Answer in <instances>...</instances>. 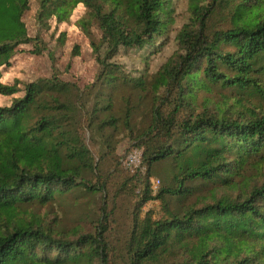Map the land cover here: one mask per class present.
<instances>
[{"label": "trees", "instance_id": "1", "mask_svg": "<svg viewBox=\"0 0 264 264\" xmlns=\"http://www.w3.org/2000/svg\"><path fill=\"white\" fill-rule=\"evenodd\" d=\"M38 1L42 23L51 17L66 20L78 3L87 7L101 30L93 46L100 65L96 79L108 83L133 80L108 60L121 48L155 47L173 3ZM28 3L0 0V67L20 44L36 43L22 19ZM189 9V22L177 35L180 51L158 71L150 89L143 78L136 82L151 91L152 104L147 126L131 136L127 151L142 150L146 175L120 245L111 239L117 219L108 206L136 174L126 168L130 180L113 193L105 177L90 183L86 174L95 169L94 158L84 140L86 130L115 126L116 120L97 121V113L77 106L79 90L54 69L50 78L26 84L24 95L10 105H0V264H264V174L247 182L244 173L246 166L264 167V111L247 105L243 96L235 103L196 102L199 91L214 85L264 95V0H192ZM214 18L219 25L211 24ZM18 90L0 82L3 95ZM164 161L170 165L153 195L149 177ZM77 189L103 195L93 232L70 236L27 210ZM201 192L210 200L170 204V198L182 202ZM151 199L162 206L157 219L141 210Z\"/></svg>", "mask_w": 264, "mask_h": 264}, {"label": "rangeland", "instance_id": "2", "mask_svg": "<svg viewBox=\"0 0 264 264\" xmlns=\"http://www.w3.org/2000/svg\"><path fill=\"white\" fill-rule=\"evenodd\" d=\"M192 0H172V11L166 22V31L155 39V47L147 44L144 48H121L113 59L108 60L117 64L131 82L121 80L108 83L96 79L100 65L96 59L94 44L101 39L98 23L90 16L87 7L78 3L69 17L57 22L54 17L42 23L37 19L38 0H29L28 8L22 19L27 33L36 38V43L20 44L7 65L0 67V82L7 85L16 84L18 91L11 95L0 93V105L8 106L16 97L24 95L25 85L39 79L50 78L53 69L62 81L72 84L79 90L76 101L87 114L97 113V121H107L114 118L116 125L106 124L101 130L93 126V130L85 131V144L93 154L95 169L88 171L86 178L93 183L105 177L111 193L118 189L123 180L128 179L126 167L123 164L124 155L131 147L134 134L142 131L148 124L149 111L152 104V93L141 89L137 79L143 78L148 89L155 81L157 73L166 61L179 52L177 35L182 27L189 22V5ZM205 4L208 0H198ZM213 26L219 25V20L211 21ZM104 47L100 49L103 56ZM261 89L264 90V77L261 79ZM212 90H202L197 94V103L208 101L209 104L219 103L223 99L235 103L236 96H243L245 103L264 111V95L258 93H244L240 90L214 85ZM76 91H74L75 93ZM75 98H73L74 100ZM110 104V106H108ZM96 109V110H95ZM132 130V131H130ZM132 134V135H131ZM100 158V160H98ZM253 160V158H250ZM170 164L161 162L153 168V175L149 177L152 194L155 195L164 182L165 173ZM97 166V167H96ZM132 173V172H131ZM135 181L128 182L126 187L119 190L118 196L109 209L117 222L113 225L116 233L111 235L112 241L120 245L125 239V232L131 220V212L136 202V194L145 185L146 167L134 172ZM247 182L260 179L264 174V167L246 166L244 171ZM151 178L159 179L158 188L152 187ZM221 190H217L220 195ZM207 198V199H205ZM210 200L208 192L198 193L182 202L170 198L171 206H182ZM103 195L97 192L88 193L82 189L56 197L47 205H31L27 210L39 215L46 221H53L63 233L75 236L74 232H93L103 204ZM142 213H150L153 218H159L163 211L159 200L151 199L142 206ZM111 211V210H110ZM73 232V233H72ZM123 256L117 263L124 260ZM122 264V263H120Z\"/></svg>", "mask_w": 264, "mask_h": 264}, {"label": "built area", "instance_id": "3", "mask_svg": "<svg viewBox=\"0 0 264 264\" xmlns=\"http://www.w3.org/2000/svg\"><path fill=\"white\" fill-rule=\"evenodd\" d=\"M123 164L130 172H136L142 165V150L139 148L130 150L123 158ZM151 182L154 189L158 188L159 179L151 178Z\"/></svg>", "mask_w": 264, "mask_h": 264}]
</instances>
